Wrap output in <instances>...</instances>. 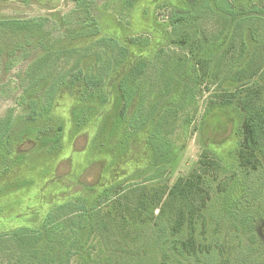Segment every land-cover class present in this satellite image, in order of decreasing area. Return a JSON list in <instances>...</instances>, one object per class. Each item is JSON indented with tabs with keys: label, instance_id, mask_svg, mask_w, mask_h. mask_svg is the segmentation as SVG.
<instances>
[{
	"label": "rangeland",
	"instance_id": "1",
	"mask_svg": "<svg viewBox=\"0 0 264 264\" xmlns=\"http://www.w3.org/2000/svg\"><path fill=\"white\" fill-rule=\"evenodd\" d=\"M229 1L0 0V233L39 232L0 264H264V0Z\"/></svg>",
	"mask_w": 264,
	"mask_h": 264
},
{
	"label": "trees",
	"instance_id": "2",
	"mask_svg": "<svg viewBox=\"0 0 264 264\" xmlns=\"http://www.w3.org/2000/svg\"><path fill=\"white\" fill-rule=\"evenodd\" d=\"M74 1L76 2L77 5L80 4V0H74ZM211 1L214 3V6L217 9H219L221 13H223V15L228 16V17H233L238 12L247 11V10H244V9H241L240 11L236 10L229 0H211ZM207 3H208V0H205V3H203V5L207 6ZM198 9H199V7H198ZM197 10H194V11H182V10L173 11L171 13V15H170V22L172 24L173 23L175 24V22L178 21V20L180 21V19L186 20V18L191 17L192 15H195L197 13ZM249 10H252V11L256 12L257 15L260 16L261 18L264 17V5L263 6H255V5H253V6H251L249 8ZM36 21L39 22V21H42V19L8 20V21H3V22L11 23V24H14L16 26H20V25H24V24H27V23H34ZM103 39L108 41V42H111V43L115 44V42L111 38L104 37ZM119 50L122 53V56H125L126 50L124 48H122V47H119ZM120 88L122 90V94H123V98H124V105L126 106L127 103L129 102V95L127 93L125 85L121 86ZM51 96H52V94H51ZM48 107H49V105H47L46 109ZM33 116H34V114L32 115V117ZM255 123H256L255 120H252L251 118H246L245 119V123H244V129H245V132H244V134H245L244 143L245 144L249 145L251 143L250 140H251L254 132L256 131ZM68 205H74V203L73 202H66V203L56 207V209L57 210H61L62 208L66 207ZM16 235L21 236V237H23V236H34V237L37 238V237H39V232L37 233L36 230H32L29 227H19V228L14 229L11 232H8V233H0V238L4 237V236L5 237L6 236L12 237V236H16Z\"/></svg>",
	"mask_w": 264,
	"mask_h": 264
}]
</instances>
